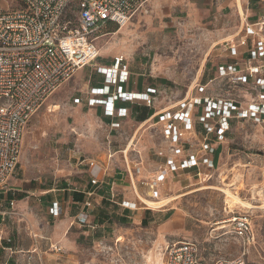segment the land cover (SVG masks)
<instances>
[{
  "label": "rangeland",
  "instance_id": "1",
  "mask_svg": "<svg viewBox=\"0 0 264 264\" xmlns=\"http://www.w3.org/2000/svg\"><path fill=\"white\" fill-rule=\"evenodd\" d=\"M195 2L148 0L124 26L109 24L97 29L99 55L94 63L107 66L113 57L122 56L132 83L158 90L151 101L152 112L185 105L193 122L199 112L192 103L195 98L212 96L233 101L243 109L258 102L252 84L241 85L234 78L218 76V67L234 60L228 45L238 41V14L229 20H215L209 9L199 5L200 19L193 20ZM223 13L227 15L228 10ZM101 82L93 67L78 71L44 102L23 131L10 185L28 193L9 208L0 200V212H4L0 213V218L4 217L0 230L10 237L14 251L3 249L7 244L2 242L0 264H160L166 247L180 242L196 243L204 264L237 257H242L244 264H264V126L247 118L231 119L222 140L208 136L215 148L214 168H201L200 176L174 171L151 189L148 184L169 153L161 123L156 118L138 121L135 116L147 109L132 104L130 118L110 133L108 144V117L86 104L91 86ZM201 141L203 136L197 135L190 149L198 152ZM108 154L116 174L110 178L121 180L112 188L101 182L98 190L102 197L93 201L88 226L73 220L74 207L70 208L71 218L49 215L48 194H61L63 187L81 190L87 185L88 168L79 161H105ZM135 166L140 167L139 172ZM225 190L252 207L229 203ZM17 193L24 194L14 191L15 199L22 197ZM122 197L135 201L136 208L125 209ZM141 197L173 199L151 208ZM163 208H170L171 213L180 211L186 219L184 230L171 239L158 233L164 216L157 212ZM136 209L150 210L155 216L148 214L149 219L141 224L134 216ZM126 210L129 217L120 221ZM239 216L249 219V241L233 231L232 218Z\"/></svg>",
  "mask_w": 264,
  "mask_h": 264
},
{
  "label": "built area",
  "instance_id": "2",
  "mask_svg": "<svg viewBox=\"0 0 264 264\" xmlns=\"http://www.w3.org/2000/svg\"><path fill=\"white\" fill-rule=\"evenodd\" d=\"M18 1L14 8L0 9V193L6 194L19 191L11 187L10 179L19 162L23 131L33 114L79 68L95 63L99 55L95 44L97 29L109 24L124 26L144 8L148 0ZM256 1L264 4V0ZM228 50L234 60L219 66L218 76L234 78L241 85L252 84L257 89L258 102L243 109L233 101L215 100L212 96L195 98L192 103L199 107L195 122L188 113V107L184 109L185 105L183 108L155 112L152 120L156 118L161 123V135L169 147V153L149 182L151 189L174 171L196 169L200 174L201 168H214L215 148L208 136L214 135L216 140H222L231 119L247 118L264 126V16L254 23L245 24L238 33L237 43L228 45ZM96 68L105 76V84L102 88H92L91 92L107 97L91 98L89 101L90 104H103L106 117L113 119L127 115L125 106L115 104L118 99L140 100L145 106H152L151 101L158 91L156 88L149 86L144 92L135 93L124 90L128 69L123 64L122 56L114 57L108 67L96 65ZM112 86L113 90H110ZM119 127V121L109 123L110 132ZM197 135H202L203 141L199 151L194 152L190 148ZM110 157L111 154H108L107 159ZM79 164L88 166L90 184L99 186L100 163L96 159H82ZM135 168L137 172L140 171L139 166ZM128 173L136 193L130 169ZM94 193L95 190H92L89 197ZM136 196L139 199L137 193ZM83 204V208L93 209L91 198H86ZM122 205L125 209H135L137 206L135 201L124 200ZM85 209L77 216L80 225L89 224L90 212ZM59 212L57 202H53L50 214L56 216ZM232 226L237 237L249 241L251 227L247 216L232 218ZM2 242L9 246L4 249L11 250L10 237L0 230V244ZM52 247L61 250L56 244ZM160 264L204 262L196 243L180 242L166 247ZM211 264H244V260L242 257L222 258Z\"/></svg>",
  "mask_w": 264,
  "mask_h": 264
},
{
  "label": "crops",
  "instance_id": "3",
  "mask_svg": "<svg viewBox=\"0 0 264 264\" xmlns=\"http://www.w3.org/2000/svg\"><path fill=\"white\" fill-rule=\"evenodd\" d=\"M201 3V4H199ZM19 4V1L18 0H0V9H6V8H14L16 7L17 5ZM199 5H202L204 7H206V9H209L210 10V18L211 19H215L217 20L218 18L223 21V20H229L230 18H232L233 16L237 17V14L239 16V19H240V24L237 28V31L235 32V34H238L242 31L243 27L245 26V24L247 23H254L256 21H258L262 16H264V4L262 3H259L257 2L256 0H196L195 4H194V12H193V20H197L199 21L200 19V13H201V10L199 9ZM239 6H240V9H239ZM198 7V8H197ZM203 7V8H204ZM225 10H228V14H224L223 11ZM242 11V12H240ZM249 43L251 44V41L249 40ZM246 56V54L244 55V57ZM114 58V57H113ZM101 66H105V65H101ZM110 65H107L106 67H108ZM86 67H93L95 69V72L101 77V80L102 82L99 84V85H95V86H91V88L89 89V96L87 98V106L88 107H95V108H99L101 114H104V105L103 104H100V103H96V104H90V99L93 98V99H102V98H106L107 96H102V95H94L92 94L91 92V89L94 88V87H99V88H102L105 84V81H104V78L105 76L98 72L97 68H96V65L95 64H90V65H87V66H84L82 68H79L75 73L74 75L86 68ZM127 69H128V81L123 85L124 86V90L127 91V92H131V93H135V92H144L149 86H146V87H141L139 85V87L132 83L131 82V71L129 69V67L127 66ZM82 72H80L81 74ZM73 75V76H74ZM72 76V77H73ZM71 77V78H72ZM70 78V79H71ZM110 90H113V86L111 87ZM115 104L117 106H125L127 108V115L123 118H107L108 119V122H107V125H108V128H109V123L112 121V120H116V121H119L120 124L124 121V120H127V118H130L131 116V106L132 104L134 105H137V106H143V107H147L145 106V103L140 101V100H134V101H124V100H116L115 101ZM155 112H153L152 115H150L147 119L144 120V123L149 121V120H152L153 116L155 115ZM136 118V116H135ZM113 131H116V130H112L111 132L109 131V134H108V144L110 143V133H112ZM110 151V150H108ZM107 151V152H108ZM112 156V155H111ZM215 157V155H214ZM88 159H96V158H88ZM100 166H101V170H100V174L98 176L99 179H103L101 180L100 182H105L107 183L108 185L112 187H115L117 186V181L118 180H121L119 178H115L113 176V178H110V176L112 175H116V174H113V167H112V164H111V161L110 159L106 158L105 161H100ZM80 166H85L88 168L87 165H81L79 164ZM187 172H193L194 176H200V174H197V170L196 169H192V170H185ZM116 173V172H114ZM88 174H89V181L87 183V185L81 189V190H75V189H72V188H69V187H63L61 189L62 193L61 194H48L49 196V201H48V211L47 213L50 215V206L53 202H57L58 204V207H59V210H60V214L59 215H62L64 216V218L67 216V218H71L70 217V208L72 209L73 207L77 209V212L72 216L73 220H77V216L80 212H82L85 208H83L84 206V201L86 198H91L92 202L93 201H96L98 200L99 198L102 197V195L100 194V191L98 190L99 186L97 187H93L91 184H90V179H91V174H90V169L88 168ZM106 178V179H105ZM19 191L23 192L24 194H21V193H17L18 196L22 195V197H18L15 199V197H13V194L12 193H0V200H1V203H3L5 206H8L9 208V204L13 203V201L16 200L17 201H21L22 199L21 198H24L26 197L25 193H28V191L26 190H22V189H18ZM92 190H95V193L89 197V193L92 191ZM52 190H48L47 192L48 193H51ZM74 193H77V194H80L82 196V199L81 201H78L76 199H74ZM2 195V196H1ZM48 196H46L45 198H47ZM17 197V196H16ZM122 200H131L129 198H126V197H122L121 198ZM132 202V201H130ZM75 205V206H74ZM86 211H89L90 212V217H89V222L91 220V214H92V210L91 209H85ZM127 212L122 214V216L124 217H129V211L126 210ZM170 211V208H163L162 210H159L157 212V215L158 216H164L162 221L158 224V233L160 234V236L162 237H166L168 236V238H174L175 235H179L181 233V231L184 230L185 226H186V219L185 217L182 215V213L180 211H173L172 213L169 212ZM0 213H4V212H0ZM151 215V217H154L155 214L154 212H150V210H139V209H136V213H135V217H136V220L139 221L141 223L142 219H145L146 221L149 219L147 215ZM4 215V214H2ZM4 217H1L0 220H3ZM65 221V220H64ZM77 225L79 226H83V225H80L78 222H77ZM88 226V225H86ZM2 231V230H1ZM65 233H67V230L65 231ZM4 235H7V234H4ZM7 248L9 246H2V248ZM11 249H12V244L10 245ZM7 250V249H5ZM10 252H14V251H11Z\"/></svg>",
  "mask_w": 264,
  "mask_h": 264
},
{
  "label": "bare ground",
  "instance_id": "4",
  "mask_svg": "<svg viewBox=\"0 0 264 264\" xmlns=\"http://www.w3.org/2000/svg\"><path fill=\"white\" fill-rule=\"evenodd\" d=\"M240 9V6H239ZM241 10V9H240ZM242 12V11H240ZM226 195L230 198L229 203H237L244 207H252L249 203L242 201L238 196L233 195L229 191L225 190ZM175 198V197H174ZM142 201L151 208H158L168 204L173 198L165 197V198H143Z\"/></svg>",
  "mask_w": 264,
  "mask_h": 264
},
{
  "label": "trees",
  "instance_id": "5",
  "mask_svg": "<svg viewBox=\"0 0 264 264\" xmlns=\"http://www.w3.org/2000/svg\"><path fill=\"white\" fill-rule=\"evenodd\" d=\"M145 108L147 109V110L145 109L146 111H144L143 113H141L139 115H136V119L138 121H144L145 119H147L153 113L152 110H151V107H145ZM197 128L199 129V126ZM214 159H215V157H214ZM74 199H76L78 201H81L82 196L80 194L74 193ZM120 221H125L124 216H122L120 218ZM145 222H146V220L142 219L141 224H144ZM83 226H86V225H83Z\"/></svg>",
  "mask_w": 264,
  "mask_h": 264
}]
</instances>
